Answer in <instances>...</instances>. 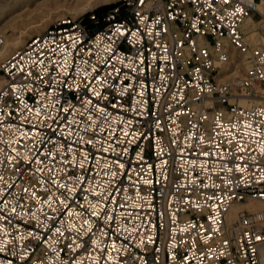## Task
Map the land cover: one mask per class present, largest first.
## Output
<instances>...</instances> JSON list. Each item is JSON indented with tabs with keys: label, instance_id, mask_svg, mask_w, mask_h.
<instances>
[{
	"label": "built area",
	"instance_id": "1",
	"mask_svg": "<svg viewBox=\"0 0 264 264\" xmlns=\"http://www.w3.org/2000/svg\"><path fill=\"white\" fill-rule=\"evenodd\" d=\"M96 8L0 62V264H264V212L225 219L264 200V0Z\"/></svg>",
	"mask_w": 264,
	"mask_h": 264
},
{
	"label": "bare ground",
	"instance_id": "2",
	"mask_svg": "<svg viewBox=\"0 0 264 264\" xmlns=\"http://www.w3.org/2000/svg\"><path fill=\"white\" fill-rule=\"evenodd\" d=\"M24 1L29 2L30 0H11L8 6L4 9L2 8V11H0V25L13 20V24L9 26L11 33H8V29H3L0 32V62L14 53L16 49L24 43L25 36H31L29 30L32 29L39 33V28L42 29L43 26H45L43 22L50 19L52 14L62 13L60 17L65 15L76 17L93 6L97 4L99 5V3H108L111 0H50V2L56 4V6L49 7L48 11H41L40 14H34L33 17L26 16L24 18V15H20L15 18L12 15L11 10L21 3L23 4ZM42 1L44 0H40L36 2V4H40ZM26 9L27 8H24L23 11H26ZM257 26H263V24H259L256 20H254L252 15L244 18L241 24V29L245 34V39L251 47L264 45V34L257 29ZM216 66L219 67V72L215 76V81L217 84H221L229 80L242 78L243 74H241V71H246L249 67V63L247 61L246 54H235L233 50L229 49L228 62L224 64L219 62ZM4 82V77L0 74V87L4 84ZM255 88L257 89L259 95H255L254 97L241 96L235 100V103L240 106L263 105L264 87L256 85ZM233 101L234 100H231V102ZM242 210L264 212V201L248 198L244 201L233 203L225 215L226 222H233L236 219L237 213ZM258 251L260 261L264 263V244L258 247Z\"/></svg>",
	"mask_w": 264,
	"mask_h": 264
},
{
	"label": "rangeland",
	"instance_id": "3",
	"mask_svg": "<svg viewBox=\"0 0 264 264\" xmlns=\"http://www.w3.org/2000/svg\"><path fill=\"white\" fill-rule=\"evenodd\" d=\"M11 0H0V11H2V8L4 9V8H6L7 6H8V4H9V2H10ZM38 1H40V0H30L29 2L27 1V2H25L24 1V3L22 4H19L18 6H16L15 8H13L11 11H12V15L16 18V17H18V16H20V15H24V18L26 17V16H31V17H33L34 16V14H40L41 13V11L43 12H46V11H48V8L49 7H54V6H56V4H54V3H51L50 2V0H44V1H42L40 4H36V2H38ZM68 1H70V0H68ZM118 0H111V1H109L108 3H99V5L97 4V5H95V6H98V7H100V6H103V5H108V4H112V3H114V2H117ZM50 2V3H49ZM26 3V4H25ZM42 5V6H41ZM24 8H27L26 9V11H23V9ZM89 10V9H88ZM86 12V11H85ZM28 13H29V15H28ZM32 14V15H31ZM62 13H54V14H52L51 15V18L50 19H47L45 22H43V24L45 25V26H43V28L41 29V28H39V31L40 32H42L45 28H47L52 22H54V20L56 19V18H58V17H60V15H61ZM64 15V14H63ZM9 17V16H8ZM13 22V20H10L9 22H6V23H4V24H2V25H0V32L3 30V29H8V33H11V30H10V28H9V26L11 25V24H13L12 23ZM259 24H261V23H259ZM257 29L262 33V34H264V25L263 26H257ZM29 32H30V34H31V36L32 35H34V34H37V32L35 31V30H29ZM39 32V33H40ZM30 36H25V38H24V42L29 38ZM230 50H233V52H235V54L237 53H240V52H238L237 50H235V49H233V48H231ZM244 73V70L243 71H241V74H243ZM261 86L262 87H264V84H261ZM255 95H259V93L257 92V89L255 88V91L252 93V95L250 96V97H254ZM259 200H261V199H259ZM261 201H264V200H261Z\"/></svg>",
	"mask_w": 264,
	"mask_h": 264
},
{
	"label": "trees",
	"instance_id": "4",
	"mask_svg": "<svg viewBox=\"0 0 264 264\" xmlns=\"http://www.w3.org/2000/svg\"><path fill=\"white\" fill-rule=\"evenodd\" d=\"M113 4H114V3H112V4H108V5L100 6V7L96 8V12H97L98 14H100V13L104 12L106 9H108L109 7H111Z\"/></svg>",
	"mask_w": 264,
	"mask_h": 264
},
{
	"label": "snow or ice",
	"instance_id": "5",
	"mask_svg": "<svg viewBox=\"0 0 264 264\" xmlns=\"http://www.w3.org/2000/svg\"><path fill=\"white\" fill-rule=\"evenodd\" d=\"M97 95H99V94L97 93ZM89 103H91V101H89ZM89 142H91V141H89ZM121 167H123V165H121ZM61 187H64V185H61Z\"/></svg>",
	"mask_w": 264,
	"mask_h": 264
}]
</instances>
